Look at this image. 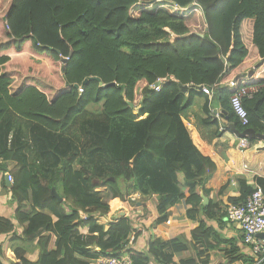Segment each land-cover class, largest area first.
<instances>
[{
  "label": "trees",
  "instance_id": "16d2710c",
  "mask_svg": "<svg viewBox=\"0 0 264 264\" xmlns=\"http://www.w3.org/2000/svg\"><path fill=\"white\" fill-rule=\"evenodd\" d=\"M173 5L194 6L195 17ZM0 20V173L10 176L17 206L13 219L0 214V236L26 242L13 247L17 261L9 264H90L118 255L134 229L131 217L106 228L97 216L109 213L110 200L135 203V192L159 195L157 223L181 200L189 215L226 217L223 206L212 199L204 205L197 192L208 194L217 166L194 144L182 113L194 88L208 86L229 122L264 133V0H0ZM196 24L204 36L191 33ZM161 77V89L150 88ZM232 79L236 86L226 85ZM184 85L192 87L188 95ZM243 85L259 87L242 98L247 124L231 103ZM254 190L242 182L231 202H245ZM212 233L204 222L192 230L204 245L200 258ZM186 249L181 239L156 238L148 250L129 252L135 264H176ZM4 256L0 244V264ZM229 256L231 263L254 262L234 245Z\"/></svg>",
  "mask_w": 264,
  "mask_h": 264
},
{
  "label": "crops",
  "instance_id": "0c3cea01",
  "mask_svg": "<svg viewBox=\"0 0 264 264\" xmlns=\"http://www.w3.org/2000/svg\"><path fill=\"white\" fill-rule=\"evenodd\" d=\"M196 22H199L201 27H206L202 25L204 24V19L202 21L198 16ZM204 31L205 28H202V31H198L194 27L191 33L203 34L204 36ZM30 56H34V54H30ZM45 78L48 79L47 77ZM161 78L164 79L163 86L167 78ZM184 86L187 87L184 90L188 95V90H191L192 87ZM202 86L194 88L197 96L193 104L184 110L182 118L194 144L205 156L210 157L217 166L215 173L205 185L208 194L205 195V191L201 187L197 189V192L202 198L203 196L207 197L208 201L206 204L203 203L204 205H207L210 199H212L214 202H218L223 206V210L226 211L228 204L232 203L231 199L241 196L242 182L250 188H255L257 185L261 186L260 179L264 180V143L256 139L246 149L238 147L239 137L229 128L221 129V126H223L222 120L226 119L224 117L225 109L223 108V103L214 98L215 92L213 88L210 87L212 93L207 94L202 90ZM207 99H209V105L207 104ZM136 107L133 111L134 114H138L139 104ZM147 115L139 118L146 117ZM180 178L183 179L182 174H180ZM3 180L6 182L3 174L0 173V214L13 219L17 206L14 203L10 190L12 183H7L5 187ZM222 188H224L223 191H221ZM187 189L185 187L184 190L187 191ZM159 198V195L150 196L143 195L141 192H135L132 195V200L135 203L125 202L120 199L110 200L111 209L109 213L106 216H97V220L99 223L105 224L106 228H108L110 221H114L121 216H130L134 228L131 235H135V241L131 246L138 252L148 250L149 243L156 238L165 241L181 239L187 245V249L175 255L174 262L176 264H179L181 259L193 257L196 258L197 264H203L202 259L207 260L204 264H242V262H230L231 257L229 256V251L233 245L234 247H240L241 251L251 255L250 247L242 242V232L235 223L230 222L226 217L223 220H220L218 217L209 218L202 211L194 215H189L188 211L190 206L186 204L185 200H181L167 207V218L165 222H155L159 217L157 210ZM202 222L206 223L207 227L212 228L213 233L210 240H208V245L212 247L206 248L200 258L198 252L202 253L204 245L193 240L192 230L199 227ZM80 229L85 233L88 227H81ZM21 232L22 229L20 228ZM19 240L23 239L17 238L13 241L10 235L0 236V244L5 251L4 259L6 264H9L10 261H17L13 247L20 245L16 244ZM29 253L27 254L28 257L30 255ZM29 258L36 260L38 255L36 258ZM90 264H97V259L91 260ZM150 264L158 263L152 261Z\"/></svg>",
  "mask_w": 264,
  "mask_h": 264
},
{
  "label": "built area",
  "instance_id": "2783aa9c",
  "mask_svg": "<svg viewBox=\"0 0 264 264\" xmlns=\"http://www.w3.org/2000/svg\"><path fill=\"white\" fill-rule=\"evenodd\" d=\"M164 79L159 78L156 83L152 84L150 88L159 91L161 89ZM236 79H232L227 83L228 86H236ZM202 90L211 94L212 90L208 86H202ZM259 89L255 85H243L238 91L232 95V107L244 124L248 123V112L243 104L242 98L246 95H252ZM80 92L83 91L79 87ZM227 128L224 125L221 129ZM250 139L239 137L238 147L246 149L250 146ZM226 219L235 223L242 232L243 242L250 247L251 255L253 257V264H264V239L258 235L264 232V190L262 186L257 185L255 190L246 198L245 202L240 204L231 203L226 208ZM135 241V235H131L125 250L115 256L101 255L97 258V264H135L129 249Z\"/></svg>",
  "mask_w": 264,
  "mask_h": 264
},
{
  "label": "water",
  "instance_id": "95a60500",
  "mask_svg": "<svg viewBox=\"0 0 264 264\" xmlns=\"http://www.w3.org/2000/svg\"><path fill=\"white\" fill-rule=\"evenodd\" d=\"M200 36H203V34H199ZM66 58H64V61L66 62ZM260 64H262V62H259L255 65V67L259 66ZM254 74V70H251L248 74V76H252ZM85 82H87V80H85ZM78 85H76L77 87ZM184 89H186L187 87L186 86H183ZM131 106H133V104L131 103L130 104ZM223 124H226L227 127L233 131V133H235L238 137H244V138H248V139H251V140H255V139H258V140H261L263 143H264V133H259V132H256L253 128H246L244 130H239L236 126V124L234 122H229L227 119H223L222 120ZM263 149H264V145H263ZM5 179H6V182L8 184H10L11 180H10V176L9 175H6L5 176ZM52 195L57 197L60 201H62V197L60 196V194L57 192L56 188L54 187L52 189ZM204 200H203V203L206 204L207 203V197L203 196ZM259 237H262L264 238V232H261L259 233L258 235Z\"/></svg>",
  "mask_w": 264,
  "mask_h": 264
},
{
  "label": "rangeland",
  "instance_id": "374dc122",
  "mask_svg": "<svg viewBox=\"0 0 264 264\" xmlns=\"http://www.w3.org/2000/svg\"><path fill=\"white\" fill-rule=\"evenodd\" d=\"M156 4L157 3H155V4H153V5H151V7L153 8L154 6H156ZM172 7V9L174 10V12H176V13H178V12H180V13H183L187 18L186 19H191V18H194L195 17V14H196V10H194V6H192V7H189L190 9H188L187 11L186 10H177V9H175L176 7H178V6H176V5H173V6H171ZM141 9H142V6L140 5V6H137V7H135L133 10H132V14L133 15H137L140 11H141ZM172 10V11H173ZM5 22L4 21H1L0 20V33L3 31V29H4V27H5ZM196 29L199 31L200 30V27L196 24ZM56 83V82H55ZM140 99H141V97H140V90H138V93L136 94V103H135V106H138V102L140 101ZM90 107V106H89ZM135 109L137 108V107H134ZM94 109V108H93ZM104 223H108V222H104ZM15 244V243H14ZM16 244H20V245H24V244H26V242L24 241V240H19V241H17L16 242ZM132 247V246H131ZM130 247V248H131ZM37 251H30V255H29V257H33V258H36L37 257V255H38V249H36Z\"/></svg>",
  "mask_w": 264,
  "mask_h": 264
}]
</instances>
